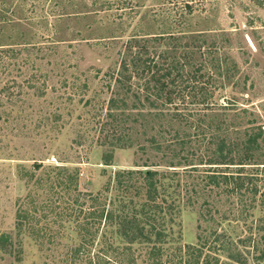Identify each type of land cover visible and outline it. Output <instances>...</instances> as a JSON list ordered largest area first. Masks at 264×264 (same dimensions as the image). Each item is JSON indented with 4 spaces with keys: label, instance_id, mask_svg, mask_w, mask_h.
I'll list each match as a JSON object with an SVG mask.
<instances>
[{
    "label": "rangeland",
    "instance_id": "374dc122",
    "mask_svg": "<svg viewBox=\"0 0 264 264\" xmlns=\"http://www.w3.org/2000/svg\"><path fill=\"white\" fill-rule=\"evenodd\" d=\"M157 76L189 86L165 105ZM218 137L249 164H210ZM148 169L174 192L160 264H264V0H0V264H98Z\"/></svg>",
    "mask_w": 264,
    "mask_h": 264
},
{
    "label": "trees",
    "instance_id": "16d2710c",
    "mask_svg": "<svg viewBox=\"0 0 264 264\" xmlns=\"http://www.w3.org/2000/svg\"><path fill=\"white\" fill-rule=\"evenodd\" d=\"M170 71V70H168ZM170 75V72L167 73ZM161 76V75H160ZM157 76V82H159V89L165 92L166 100L164 101L165 105L173 103V94L178 95L181 92H183L188 86L189 80L182 78L179 81L180 86H183L182 88H168V83L164 81H159L160 79ZM190 77V74H189ZM168 88L166 91L165 89ZM183 118V117H182ZM175 136H172L169 140H172L173 143L178 145L179 149L174 148L171 149L172 155L170 158V166H179L178 164H181L183 162L182 160L178 163H175L174 157H179L181 153L185 150V145L187 143V140L183 137L178 138ZM219 139V146L216 150H214V155L210 154V164L212 163H218V164H226L228 165H239L240 168L245 167L249 164L248 160L251 159V153L249 150L245 151V155L240 156L238 161L236 160V156L233 155L232 148L226 149V140L224 138ZM158 148L161 149V146L158 145ZM240 152V151H239ZM244 154V152H241L240 154ZM239 154V155H240ZM203 156L205 154H202ZM184 156V155H183ZM174 158V159H173ZM184 160H187V156L183 157ZM193 168H196L193 166ZM129 176L133 175V171L127 172ZM231 173V172H230ZM144 179H145V185H146V191H147V198L148 201H145L142 205L141 211H139L136 208V205L134 203H127V205L123 202L124 200L116 199L115 205L112 210H109L107 212V215L109 214V217L111 221H114L115 224H117L118 229L117 231H109L106 234V239L104 245L99 249V251L96 253V256H100V261L98 264H138L137 261L139 260L141 253H135L134 250V243H145L150 244L152 243L153 247H151L150 250L146 251V254L144 255L145 258L143 259L145 264H160L161 259L160 256L163 252V245L167 243V239L165 237L168 236V234L164 231V223L167 221V216L172 219V223H174V198H172L174 192L168 191V189L165 192L168 193V197H160L159 192L156 187V181H154V178L158 174L157 170H145ZM216 173L209 174L208 177H210V180H207V184L213 183L218 184L216 178L218 177ZM247 176V178H246ZM255 175L252 174V176L244 175L241 171H238L237 175L235 174H224L223 177L227 179H232L234 182L233 189L239 190L242 189L246 182H248L250 185L254 183V177ZM220 177V176H219ZM258 177H256L257 179ZM236 179V180H235ZM235 180V181H234ZM221 184V183H219ZM120 188L129 191L128 185L124 181H120ZM249 185V186H250ZM172 185H169L167 187H170ZM253 186H256L255 184ZM247 189L252 190L255 193V189L253 187H247ZM235 191V190H232ZM242 194V192H241ZM124 197V196H122ZM169 199V200H168ZM161 200V201H158ZM117 202V203H116ZM134 202V201H132ZM114 204V203H113ZM119 204V205H118ZM142 216L144 217V220L142 219ZM171 216V217H170ZM143 220V221H142ZM176 222V219H175ZM105 233V232H104ZM103 233V234H104ZM174 233V232H173ZM116 235V236H115ZM114 239L117 240L119 244L116 245L114 242ZM89 244V243H88ZM121 244V245H120ZM180 250V248L178 247ZM81 252V254L85 251V254L88 255V251L86 247L83 246V249H77L75 250V253ZM181 251V250H180ZM75 254V255H76ZM177 256L181 257V259H184L181 254H176ZM200 256L196 255L194 257V261L192 263L197 262V258ZM79 258V257H78ZM174 259V258H172ZM92 264V262H91Z\"/></svg>",
    "mask_w": 264,
    "mask_h": 264
}]
</instances>
